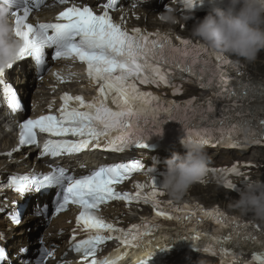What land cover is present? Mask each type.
<instances>
[{
	"label": "snow or ice",
	"instance_id": "6c2138e0",
	"mask_svg": "<svg viewBox=\"0 0 264 264\" xmlns=\"http://www.w3.org/2000/svg\"><path fill=\"white\" fill-rule=\"evenodd\" d=\"M44 2L45 0H0V3L9 9H14L10 15L15 17V35L22 41L17 61L33 58L35 63L42 67L45 64L46 49H54L53 60L75 57L86 64L88 76L99 85V94L88 102L82 96L66 93L62 96L63 105L58 114L42 115L37 119L24 121L16 151L23 146L38 145V132L50 137L44 142L42 155L54 158L81 153L93 147L100 148L101 142H104L106 150L115 152H123L132 145L145 149L148 145L144 132L149 117L152 121L159 122L161 113L171 117L173 111L181 106L174 101L165 104L160 96L141 91L138 83L169 86L172 84L175 69L179 68L196 76L202 88L219 86L215 76L209 74L207 70L209 60L201 55L207 53L206 46L196 45L194 49L196 55L189 62L191 41L181 40L182 47H178L173 44L172 38L159 32L147 33L139 28L128 31L121 24L115 23L109 14V10L117 6V0H106L101 5L105 9L102 14H97L90 6L73 5L60 12L55 22L36 25L29 23L33 11L30 5L39 8ZM59 2L67 3L68 0ZM182 2L190 8L197 5V0ZM199 2L202 3L203 0ZM173 52L178 53L183 62L172 56ZM208 55H214L218 62L224 61L220 54ZM220 67V63H217V71ZM11 68L13 64L8 66V69ZM5 75V70H0V85L5 84ZM4 93L8 96L10 107L14 111L22 110L18 95L10 85L4 88ZM178 94L179 89L173 93ZM194 103V100H188L184 106L192 107ZM137 132L140 133L139 136L136 135ZM195 134L199 135L198 132ZM191 135L192 133L190 137ZM204 143L208 141L204 140ZM143 167L139 161L119 163L100 167L91 174L79 178L68 174L62 167L54 168L48 174L12 175L6 184L0 182V189L8 188L17 193L27 194L39 193L41 190L58 186L60 191L56 197L57 213L66 210L69 204L78 205L82 209L77 217V229L86 234L87 238L77 242L74 230L71 250L82 253L84 260L92 257L90 264H125L126 257L131 256L128 249H146L145 238L151 236L157 227L145 220L142 224L132 225L125 230L107 222L96 212L101 205L112 201L150 204L155 209L156 217L164 219L191 220L196 217L197 222H201L204 217H214L217 223L231 226L235 232V235L230 233L224 237L210 238L214 239L215 244L232 242L241 236L242 229L246 230L249 227L227 217L218 208L213 211H206L200 205H196L195 209L189 205L181 208L169 201L168 206L172 210H165L163 202L158 198L165 193L160 190L155 176L150 186L138 183L135 193L120 192L114 187L130 178L133 172L141 171ZM230 171L240 174L236 166ZM149 187L151 191H145ZM226 187L236 189L237 186L229 181ZM11 219L17 225L21 223L18 214L12 215ZM113 239L118 240L123 249L108 257L97 259L96 253L100 246ZM176 239H199V235L194 237L178 235ZM243 239L247 241L255 238L245 234ZM168 248L160 246L159 250L164 251ZM20 251L26 253L27 249L22 248ZM203 251L215 254L211 244L204 247ZM221 252L230 254L226 248H221ZM44 255L53 254L45 250ZM154 255L155 251H146L143 257L134 261L128 260L127 264H149ZM6 259L8 255L5 248L0 247V264ZM38 264H44L43 259ZM251 264H264V251L253 253Z\"/></svg>",
	"mask_w": 264,
	"mask_h": 264
},
{
	"label": "clouds",
	"instance_id": "9594fccd",
	"mask_svg": "<svg viewBox=\"0 0 264 264\" xmlns=\"http://www.w3.org/2000/svg\"><path fill=\"white\" fill-rule=\"evenodd\" d=\"M224 7H213L191 30L210 50L230 54L247 62L257 59L264 51V0H221ZM11 10L0 4V70H6L19 57L22 41L15 35ZM162 23L175 25L179 19L175 10L166 8L160 14ZM193 16H185L188 21ZM185 153H173L165 160L166 171L159 174V187L168 197L181 201L189 189L199 183L207 173L211 159L206 145L194 139H182ZM156 172V168H152ZM229 207L242 215L249 213L264 221V181L247 183L238 191V197Z\"/></svg>",
	"mask_w": 264,
	"mask_h": 264
},
{
	"label": "bare ground",
	"instance_id": "6f19581e",
	"mask_svg": "<svg viewBox=\"0 0 264 264\" xmlns=\"http://www.w3.org/2000/svg\"><path fill=\"white\" fill-rule=\"evenodd\" d=\"M29 87H24V89H25V93H27L28 92V89ZM42 93V91L40 92V94ZM1 127V126H0ZM186 139H188V138H186ZM11 142V140H10V135L9 134H6L5 135V138H4V140L2 141V143H3V145H9V143ZM183 151V148L180 150V152L179 153H181V155H183L182 152ZM13 169L15 170V167H13ZM22 229V228H21ZM18 235H22V234H18ZM26 243H24V244H22L21 246H24ZM186 256H190V254L189 253H187L186 254ZM172 261V260H171ZM18 262H26L24 259H23V257H19L18 259H17V261L15 262V264H17ZM173 262V261H172ZM19 264H25V263H19Z\"/></svg>",
	"mask_w": 264,
	"mask_h": 264
},
{
	"label": "rangeland",
	"instance_id": "374dc122",
	"mask_svg": "<svg viewBox=\"0 0 264 264\" xmlns=\"http://www.w3.org/2000/svg\"><path fill=\"white\" fill-rule=\"evenodd\" d=\"M211 197H212V195H211Z\"/></svg>",
	"mask_w": 264,
	"mask_h": 264
}]
</instances>
